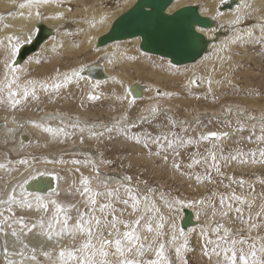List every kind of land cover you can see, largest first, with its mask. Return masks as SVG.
<instances>
[{
    "label": "snow or ice",
    "instance_id": "obj_1",
    "mask_svg": "<svg viewBox=\"0 0 264 264\" xmlns=\"http://www.w3.org/2000/svg\"><path fill=\"white\" fill-rule=\"evenodd\" d=\"M223 2V0H222ZM56 4L60 5L61 0H23L17 7L21 10L28 9L27 19H63V13L54 17H47L40 9L42 6ZM35 9V11H33ZM252 5L247 0H242L237 9L235 23L239 24L242 17L248 18ZM8 15H11L9 13ZM21 18H25L23 12ZM5 19L0 16V21ZM106 19V18H105ZM103 22V21H102ZM4 28L9 27L3 24ZM95 27V24H92ZM261 33V39L257 43H264V23L258 25ZM35 29H29L26 34L8 35L0 40V49L3 51L4 61L3 70L0 71V107L6 110L16 111L22 108L29 99L38 101L37 89L45 93L51 92L59 94L60 90L66 88L69 84L86 79L82 75L89 70V65H81L73 69L70 73L58 74L51 82H38L35 80L22 79L24 75L23 68L16 67L17 57L21 55L26 44L33 42V32ZM247 36H253L252 30L247 32ZM243 39V37H236ZM5 40L7 43H5ZM90 44L91 39L88 41ZM52 51H56L53 46ZM98 51V49H97ZM109 63L112 59L106 55ZM40 63L39 60L35 61ZM208 91L211 93L213 81L208 78ZM99 85L100 81L95 82ZM119 83V81H117ZM219 83V82H217ZM197 84V78L194 76L189 80V86ZM164 95H171L165 93ZM98 95L89 94L91 101L98 100ZM198 98V97H197ZM207 98V97H205ZM123 99V98H121ZM216 98L213 97V100ZM148 116H141L138 120H129L125 114L111 122L81 123L79 120L65 122L60 118L62 126L51 127L45 122V118L40 121H28L32 127L49 134L50 142L64 143L70 139L75 131L80 133V142L84 143L87 132L89 139L103 142L104 139L112 140L116 137H123L126 141L141 145L147 150L148 155L160 157L164 164L169 162V153L174 157L171 168L180 175H187L192 179V174L185 173L181 163L176 160L180 156V150L196 145L201 142L209 141L213 143V148L207 151L203 157L199 154H193L191 163L186 165L191 169L195 165L203 163L209 164V169L202 177L195 174L197 183L207 180L212 182L211 170L217 174H222L220 170V161L225 163L237 161L240 164H264V149L243 152L236 150L227 155L220 150L219 155L215 151V141H220L229 136L228 132H210L201 134L199 138L188 137L181 133L188 132V121H177L170 118L169 124L172 129L179 131L160 132L157 135L151 133H135L132 129L140 124L151 122L158 114L157 107L152 106L148 110ZM232 114V108L226 110ZM237 116H244L252 120L253 123L250 135L246 138L249 143L264 144V116H249L247 112L235 113ZM56 117H49L53 119ZM259 120V134L256 132L255 121ZM13 123L23 128L24 122H18L13 118ZM199 123V119H197ZM73 129L68 132L67 128ZM162 127V126H161ZM246 127L243 123L237 122L236 131L243 132ZM9 131L15 133V129ZM242 139H244L242 137ZM40 146L39 144L37 145ZM47 145H45L46 147ZM155 146L156 151H152ZM76 153H73L75 155ZM99 161L93 160L90 155H86L84 160L71 159L64 160L45 158L44 163L52 164H71L74 166H91L95 172L94 176H85L80 173L79 180L72 179L68 184L67 191L73 196L79 195L84 204V210H81L77 203L71 201H60L59 187L51 191H29L30 181L37 179L38 176H53L57 181L65 180L64 177L49 172L47 169L41 170L33 165L37 162V157H22L15 161L8 160L7 170L10 173L20 172L19 179L14 183L5 185L3 191H0V264H189L188 253L194 251L190 245V233L193 229L185 232L178 229L175 218L169 213L178 211L185 207H201L205 210V215H209L207 209H211V219L201 225L200 238L202 240L201 255L206 258L208 264H264V235L259 234V230L264 228V204H262L255 214L252 212V203L246 201L233 193L231 196L221 195L219 199V208L214 201L208 200H182L178 197H172L171 193H166L153 186L139 189L137 184L133 183L131 176H124L119 180H112L103 177L99 165L111 163L105 160L100 153ZM23 166V171L14 168L12 165ZM6 168L4 163H0V170ZM79 172V167L76 168ZM72 170L69 169L71 175ZM234 183L243 186V179L236 181L235 178H229ZM68 183L67 181H65ZM264 183V181H261ZM215 195V193L213 194ZM235 202L238 206H233ZM121 205L122 207H117ZM244 205H247L248 214L245 217ZM167 209L166 213L164 209ZM130 209V211H128ZM35 211L39 213L35 220H29L23 215H18L23 211ZM76 212L75 222L72 212ZM127 211L133 219H124ZM234 212V219L245 228L243 232L232 227L226 226L225 219ZM99 213V215H97ZM200 211L197 212L199 218ZM219 216V219H216ZM257 235L253 236L252 232ZM31 236L38 240L36 245L28 242ZM77 237L80 242L76 243ZM69 241L65 244L64 241ZM51 243L56 246L55 249H46L45 244ZM44 257L41 260L40 257Z\"/></svg>",
    "mask_w": 264,
    "mask_h": 264
},
{
    "label": "bare ground",
    "instance_id": "obj_2",
    "mask_svg": "<svg viewBox=\"0 0 264 264\" xmlns=\"http://www.w3.org/2000/svg\"><path fill=\"white\" fill-rule=\"evenodd\" d=\"M106 1L107 0H61L60 5L50 4L42 6L40 11L47 17H54L59 13H63V19L36 20L33 17L32 20H29L26 17L28 9L21 10L17 7L18 3L23 2V0H0V16L5 17L3 21H0V40L5 39L8 35L18 36L26 34L29 29H35L37 23H42L51 30L49 37L38 46L35 52L28 54L21 64L16 63L17 68L24 69L22 79L51 82L58 74L70 73L73 69L81 65H89V70L82 73L86 79L79 81L74 79L66 88L61 89L59 94H53L51 92L45 93L39 88L37 89V95L39 98L41 97L43 99L44 105V112L40 113L39 116L27 111V119L18 121V115L26 109V104L37 102L31 99L24 103L22 108L10 112L7 117L0 116V163L6 165L5 169L0 170V191L4 190L5 185L14 183L15 179H19L20 177V172L10 173L7 170L8 160L15 161L22 157L31 158L37 156L38 161L33 165L35 168L41 170L47 169L49 172H54L65 178V180L57 181L53 176H38L37 178L43 179V182H45L46 191H51L59 187L60 195L58 199L60 201L77 203L78 207L84 210L85 206L82 203V198L79 195L73 196L67 191V188L72 179L79 180L80 173H83L85 176H94L95 172L92 170L91 166L84 167L83 165L74 166L71 164L44 163V159H56L57 157L63 159V155L57 153V157H52L51 154L54 153L53 148L58 149L59 145L66 144L68 148H75V151H77L76 154L82 155L83 160L86 158V155H90L93 160L99 161L97 156L92 152V149L84 148L88 145H96L97 141L89 139L86 132L84 134V143L81 144L80 133L76 130L75 134L64 143L50 142L51 137L49 134L43 133L27 122L40 121L42 118H45V122L51 127L62 126L60 118H63L66 123L76 120H79L81 123H90L92 120L90 121L89 117H95L92 108H103L98 109V111L109 117L118 116L119 118L126 114L129 120H138L141 116H148L149 113L147 110L155 106L159 110L155 117L161 113L164 121L163 132L175 130L172 129L169 124L170 118H174L177 121H188L187 126H189L188 129H190L188 131L189 135L197 139L201 134L228 132L229 136L227 138L215 141L216 145H218L215 149L217 155H219L221 149L223 150L224 145H227L230 150H234L231 151L233 153L239 149V144H249L244 134L236 131V127L239 121L243 123L246 128H249L248 126L251 125L253 121L244 116H237L235 113L237 111L241 113L246 112V108L255 109L260 115L255 116L249 114V116L259 118L264 116V104L259 105L251 101L240 102L244 109H232V114H229L227 111L220 112V107L216 108V114L212 113L211 115L217 119L219 118L220 124L216 122L218 127L215 129L203 128V126L200 125V120L202 119L200 117L192 121L187 120V118L191 117V106L194 107L196 105L195 100L197 98L194 96L190 98L191 94L204 91L207 95H211L223 91L228 84L234 82L232 72L238 73L236 67L240 64L241 59L245 57L246 60H250L246 55L247 47L261 39L258 25L264 23V0H247V3L251 4L252 9H255V11L250 9L248 18L242 17L239 24H236L234 21L238 6L241 5L242 0H223V2L222 0H173L166 9L167 14H171L177 9L185 6H194L197 7L200 16L209 18L212 21L211 27H207L206 29L196 27V31L201 33L206 39V43L208 44L207 50L196 61L183 65H174L170 63L168 58L159 55L142 53L139 49V44L141 42L139 37L114 41L103 46H98V44H96L97 39L105 35L115 19L132 7L136 0H119L114 9L106 8L103 5ZM227 5H229L228 8ZM71 6L73 9L70 8ZM33 11H35V9H33ZM21 12L25 14V18L20 17ZM9 13H11V15H8ZM249 18L253 20V23L251 22L250 24L247 22ZM93 23L95 27H92ZM3 24L9 25V27L4 28ZM249 30L253 32L251 38L247 36ZM35 33L36 29L33 32V37ZM236 37H243V39H236L233 43L232 41ZM89 39L92 40L91 44L88 42ZM5 43H7L6 40ZM53 46L56 48L55 52L52 51ZM106 55L110 56L112 63L104 59ZM37 57H40V63L35 62ZM62 59H64L65 63H69V65L58 68V64L63 61ZM3 61L4 55L2 49H0V71L3 70ZM246 71L247 70L243 69L242 74L246 75ZM194 76L197 78L198 86H189V80ZM208 78L213 81L211 93L208 91L209 85L206 82ZM96 81H100L99 85H96ZM117 81H119V83H117ZM132 85H140L142 87L141 97L133 98L130 95L128 88ZM165 93H171V95H164ZM89 94L98 95L100 98L91 101L88 99ZM50 102H52L51 106H49ZM137 104H140L141 110L144 111L138 118L136 112H132ZM70 106L73 107L72 111H69ZM208 110L212 111L211 108H204V112ZM181 111L184 113L183 116L180 114ZM194 111H196L197 114L201 109L196 108ZM173 112L178 114L182 120L176 119ZM49 117L56 118L47 119ZM13 118L18 122H24L25 126L23 128L18 127L17 124L13 123ZM197 119H199V123H197ZM101 121L108 123L107 121ZM221 124L227 126V128L223 129L220 127ZM255 127L256 132L260 130L259 120L255 121ZM10 129H15V133L9 131ZM66 130L70 133L73 132V129L70 127ZM20 132H22V134L19 135ZM257 134H259V132H257ZM242 137L244 139H242ZM117 140L126 141L123 137H118ZM6 143L13 144L8 147L12 152L13 159L8 157L7 152L4 151L5 147H3V145ZM38 144L40 145L39 147L37 146ZM45 145L47 146L45 147ZM256 146L257 144L253 146V149H256ZM195 147L196 149L203 148L207 152L209 149L213 148V143L204 141L198 146L195 145ZM260 148L264 149V144H261ZM133 149L138 151L140 147L136 145ZM39 152L41 154H39ZM44 152H46V154ZM205 155L206 154H203L201 157ZM158 158L162 160L160 157ZM173 159L174 157L169 154V162L164 170L168 176L174 175L170 164ZM146 162L150 164V167L154 166L152 158ZM234 162L236 161L225 163V174H217L215 172V174L221 175L229 181V188L223 193L212 191L211 197L219 203L222 194L231 196L235 193L246 201L251 202L255 208L254 212L256 213L259 211L260 206L264 204V195L259 197L260 199L257 198L259 196L258 194L255 195L257 180H250L248 177L236 178L230 174L236 168L233 164ZM104 165L105 164L99 165V170L103 177L112 180H119L122 178L114 174L102 172L101 170ZM12 167L19 168L23 171V166L21 165L13 164ZM77 167H79V172L76 171ZM256 167L257 164H239L237 170L241 173H248ZM69 169L72 170L71 175L69 174ZM155 170L159 171L160 169L156 168ZM229 178H235L236 181L243 179L244 184L241 186L238 183H234ZM205 187L206 183H202L195 189H192V185L189 183L188 191L200 190L203 192ZM138 188L143 189L140 187ZM241 188H244V192ZM214 193L215 195H213ZM178 198L187 201L208 199L203 193L202 196L198 198H187L185 194H182ZM234 205H236L235 202H233V206ZM184 210L191 213L190 215L193 221L188 224L186 229L182 228ZM128 211H130V209ZM164 211L166 213L168 212L166 208ZM198 211H200L199 218L197 217ZM17 214L23 215L29 220H35L39 215V213L35 211L27 210L23 212L18 211ZM169 214L175 218L178 229H183L185 232H187L188 229H193L197 243L202 244L199 235L200 227L211 219L210 215H205V210L202 209V206L199 208L185 207ZM231 214L235 213L231 212L229 216ZM97 215H99V213H97ZM244 215L247 217L245 212ZM72 216L73 220L71 223H74L76 216L75 211L72 212ZM133 218L134 217H130L126 211L124 219L128 220ZM216 219H219V216H217ZM226 219L228 220V218ZM226 219V226L237 228V230H243V225L234 224L232 221L228 223ZM252 235H256L255 231L252 232ZM28 242L32 245H36L38 240L29 236ZM79 242L80 238L77 237L76 243ZM64 243L68 244L69 241L66 240ZM45 248L55 249L56 246L51 243H46ZM40 259L44 260V257L41 256Z\"/></svg>",
    "mask_w": 264,
    "mask_h": 264
},
{
    "label": "rangeland",
    "instance_id": "obj_3",
    "mask_svg": "<svg viewBox=\"0 0 264 264\" xmlns=\"http://www.w3.org/2000/svg\"><path fill=\"white\" fill-rule=\"evenodd\" d=\"M118 1L119 0H107L106 1L107 3L105 2L103 5L106 8L114 9ZM70 8L73 9L72 6ZM252 21L253 20L250 18L247 19V22L250 24ZM246 55L250 60H246L245 57L241 59L240 64L236 67L238 73L236 74L234 71L232 72V77L234 79V82L232 84H228L223 91L216 92L215 94H211V95H207L204 91H201L190 95V98L191 97L193 98V96L195 98L197 97L198 98L195 100L196 105L194 107L191 106L190 108L191 117L187 118V120L192 121L193 119L200 117L202 118L200 120V125L203 126V128L215 129L218 127L216 122H219L218 124H220V119L219 118L217 119L211 115L212 113L216 112L215 111L216 108L220 107L221 109L220 112H226L229 106L232 109L243 108L240 102L251 101L254 103H258L259 105L264 104V43L256 42L248 46ZM37 60H40V57H37ZM62 60L63 61H61L58 64V68H63L69 65V63L64 62V59ZM243 69L247 70L245 72L246 75L242 74ZM213 97H215L216 99L213 100ZM51 105L52 102L49 103V106ZM140 107H141L140 104H137L135 109L132 110V112H136L137 118L144 113V111H142ZM25 108L26 109L20 112V114L18 115L19 116L18 121L27 119V115H26L27 111L38 116L40 115V113L44 112L43 99L40 97L39 101L34 102L33 104L27 103ZM196 108L201 109V111L197 114L196 111H194ZM204 108L205 109L211 108L212 111L208 110L204 112ZM98 109H103V108H97V109L92 108V112L95 114V117L93 116L89 117V120L90 121L92 120L91 122L89 121L90 123L100 122L101 120L111 122L114 119L118 118V116H113V117L106 116L104 113L99 112ZM70 110L71 111L73 110L72 106L69 107V111ZM245 111L248 114H253L255 116L260 115V113L258 111H255V109L246 108ZM10 112H13V110L11 109L6 110L4 107H0V116L7 117ZM180 114L183 116L184 113L181 111ZM174 115L176 119L178 120L180 119V116L178 114L174 113ZM163 127H164V121L161 113H159V115L154 119H152L151 122H145L143 124H140L137 128L132 129V131L135 133L148 132L151 133L152 135H157L160 132H163L162 131ZM220 127H222L223 129L227 128V126H223L222 124L220 125ZM174 131H179V129L178 130L175 129ZM250 132L251 129L249 127L246 128V131H243L242 133L244 134L245 138H247L250 135ZM20 134H22V132H20L19 135ZM181 134L190 137L189 132L181 133ZM117 138L118 137L112 140L104 139L103 142L97 141L96 145H88L84 147L85 149H89V148L92 149V152L94 153V155L97 156L98 159H100L99 154L102 153L103 158L105 160L111 161V163H105L103 169L101 170L102 172L108 174H114L119 177L131 176L133 178V183L137 184L138 187L144 189L147 184L148 186H153L166 193H171L172 197H179L182 194H185L187 198L188 197L198 198L202 196L203 193L204 196L207 197L208 199L211 198V200L215 202L217 208H219V203L216 202L213 197H211V192L212 191H218L221 193L225 192V190L229 188V181L225 177L215 174L216 171L214 169L211 170L212 182L209 183L207 180H204L202 182V183H206V187L203 192H201L200 190L188 191L189 183L192 185V189H195L196 187L202 184L196 182L195 174H200L203 177L209 169L210 161L208 163L202 162L201 165L194 166L191 169L187 168L186 165L191 163L193 154L198 153L199 157H201L203 154H207L205 149L203 148L196 149L195 145H193L181 149L180 156L175 158L181 163L182 169L185 173L192 174V179H189L187 175L182 176L179 173L174 172L172 168L171 170L174 172V175L168 176L164 171L166 165L158 157L156 156L150 157L147 153V150L144 149L141 145H139L140 149L138 151H135L133 148L136 147V144L130 141L128 142L119 141L117 140ZM10 145L13 144L6 143L3 145V147H5L4 151L7 152L8 157L13 159L12 152L10 149H8ZM254 145L255 143H249L248 145L239 144L238 150H241L243 152H248V151L256 150L261 147V144L260 145L257 144L256 146L257 148L253 149ZM53 151L54 153L51 152L52 157H57V155L59 154V155H63V159L66 160H71V159L83 160L82 155L79 154L73 155V153L77 152L75 151V148L74 149L73 147L68 148L66 144L59 145L58 149L53 148ZM152 151L153 152L156 151L155 146H152ZM231 151L234 150H230L227 145L223 146V152L225 155L232 153ZM44 153L46 154V152ZM39 154L41 153L39 152ZM59 158L60 157H57L56 159ZM151 158L153 159V165H154L153 167H150L149 166L150 164L146 162L149 161ZM172 161L170 162V164L172 163ZM233 164L235 165L236 168L230 173L232 176H235L236 178L248 177L250 180H257V183L255 185V195L258 194L259 196L257 198L260 199L259 197H262L264 195V183H261V181H264V164L257 163V167L252 171H249L248 173H241L240 171L237 170L239 168V164H240L239 162L236 161ZM225 167H226L225 162L220 161L221 173L225 174V170H224ZM156 168H159L160 170L156 171L155 170ZM241 190L243 191L244 188H241ZM235 206L236 205H234V207ZM117 207H122V206L117 205ZM244 208H245V213L248 214L247 206H244ZM254 211L255 208L252 206L253 214L255 213ZM207 212L210 215L211 209H207ZM235 215L236 214H231L228 217V220L226 219L227 222L229 223V221H232L234 222V224L242 225L234 219ZM242 229L245 230L244 227H242ZM243 230L240 231L243 232ZM255 233L257 235L256 231ZM259 234L264 235V228H261L259 230ZM189 235H190V245L194 249V251L188 253L189 264H208L207 259L202 257L201 255L202 244L197 243L196 237L194 235V231H192Z\"/></svg>",
    "mask_w": 264,
    "mask_h": 264
},
{
    "label": "water",
    "instance_id": "obj_4",
    "mask_svg": "<svg viewBox=\"0 0 264 264\" xmlns=\"http://www.w3.org/2000/svg\"><path fill=\"white\" fill-rule=\"evenodd\" d=\"M172 2L173 0H136L132 7L115 19L109 31L99 37L96 44L103 46L114 41L139 37V49L144 53L168 58L174 65L196 61L207 50L208 45L203 35L196 31V27L206 29L211 27L212 21L200 16L194 6H185L167 14L166 9ZM35 29L33 42L25 45L16 63L21 64L28 54L35 52L51 32L42 23H37ZM141 88L140 85H132L128 91L133 98H138L141 97ZM28 189L41 193L47 190L45 182L40 178L30 182ZM183 212L182 228L186 229L193 221L189 211Z\"/></svg>",
    "mask_w": 264,
    "mask_h": 264
}]
</instances>
